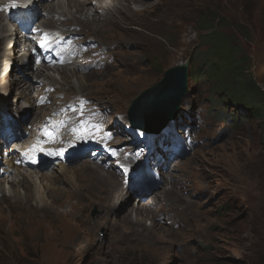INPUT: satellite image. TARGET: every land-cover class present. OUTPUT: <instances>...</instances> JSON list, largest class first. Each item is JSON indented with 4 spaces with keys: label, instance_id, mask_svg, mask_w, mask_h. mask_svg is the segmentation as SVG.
Masks as SVG:
<instances>
[{
    "label": "rangeland",
    "instance_id": "obj_1",
    "mask_svg": "<svg viewBox=\"0 0 264 264\" xmlns=\"http://www.w3.org/2000/svg\"><path fill=\"white\" fill-rule=\"evenodd\" d=\"M40 1L33 26L49 18L50 27H57L51 30L62 27L63 36L79 28L85 38L99 42L97 49L106 56H98L94 67L86 69L89 74L82 84L76 80L80 73L63 78L54 70L47 71L50 80L38 79L25 70L24 51L19 53L8 20L0 17V22L7 21L5 31L0 23V70L4 71L0 72V116L4 117L0 126L8 117L14 120L6 146L16 145L9 138L19 136V122L29 134L31 122L52 107L51 101L46 103L42 115L38 110L43 107L32 106L37 93L32 85L25 91L29 100L16 102L21 89L16 86L32 79L34 84H55L56 91L67 97L81 93L110 113L105 130H115V141L110 143L115 149L108 170L117 187L103 184L97 172L79 178L81 174L42 169L35 176L32 172L37 171L18 167L19 174L15 170L0 174V197L4 195L0 198V264H264V112L252 117L243 108L207 104L206 86L188 77L169 133L164 128L157 137L148 134L137 139L125 128L133 99L159 81L167 68L189 58L196 35L188 24V0H86L79 1L80 11L71 6L65 16L52 13V18L42 6L54 0ZM245 3L243 13H248V22L258 32L249 38H254L248 43L250 71L264 93V0ZM4 11L10 12V7ZM57 121L50 123L51 131ZM126 151L150 158L155 166L136 158L141 163L138 172L145 179L157 168L164 172L160 181L145 180L144 186L125 189L138 182L127 173L119 174L117 166L123 161L118 156ZM84 159L62 164L71 169L81 162L96 165ZM136 165L129 163V168L135 171ZM20 175H31L35 186L31 178L24 179L19 192L26 190L27 197L12 201L7 198L9 183ZM135 214L140 224L130 222L128 217Z\"/></svg>",
    "mask_w": 264,
    "mask_h": 264
},
{
    "label": "bare ground",
    "instance_id": "obj_2",
    "mask_svg": "<svg viewBox=\"0 0 264 264\" xmlns=\"http://www.w3.org/2000/svg\"><path fill=\"white\" fill-rule=\"evenodd\" d=\"M2 1L6 3L5 6L10 7V5H7L8 0H0V2H2ZM79 1H86V0H65L64 2L68 6L65 8L63 6L65 4L61 0H54V2L51 5H43L42 8L46 14H50L49 15L50 17L53 15L52 13L58 14L60 17V16H65V13L69 12L71 6H73L75 8V11H77L79 9L78 8V5L80 4ZM34 3H35V10L33 11L34 15L31 16L30 21H33V20L35 21V17L39 14V11H38L39 7H40V5H42L40 0H38L37 2H34ZM90 7H91V3H89L88 9H90ZM99 8H101V7H99ZM13 10L14 9L10 7V12L13 13L14 12ZM78 11H80V10H78ZM91 11H95V9H93V7H92ZM10 12H6V11H4V8H2V9H0V15H1L0 17L4 18L6 20H10L14 16V14H11ZM99 16H100V14H99ZM87 18H89L88 15H87ZM90 18L95 19L96 17L91 16ZM45 21L49 25L53 24V22L48 20V19ZM6 22L7 21L0 22L1 28L3 31H5V27L7 26ZM43 23H44V21H42V22L38 21L37 26L40 27V26H42ZM71 23H73V22H71ZM73 25H74V23H73ZM49 28L50 29H57V27L56 28L55 27H49ZM81 29H83V28H81ZM70 31H71L70 35L73 38L71 41V46H73V49L71 52L74 56L71 61L74 63V65L72 64V65H68V66H64V67H60V68H53V69L45 68V71L39 70L38 67L33 69V64H31V60H30L31 56L30 55L27 56V53H29V51H24V53L21 55V58H26V60L24 61L25 62L24 66H26L28 68L25 67V70H30V72L34 75V77H36L38 79L44 77L43 80L49 79L47 77V75H48L47 73H49L47 71H49V70L57 71L58 73H60L63 76V78L64 77L67 78V75L70 76L71 74L75 75V73H80V74H78L79 76L77 77L76 80H77L78 84H82L84 82L85 78L87 79L89 73L87 74L85 71L81 72V70L78 71L75 68L77 66V61L80 58L81 54L90 56V58H91L90 62L94 65V63H96V61H97L96 59L98 58V56L102 55V57L104 59L106 56V53H102V52H100L99 49H97V47L99 45L98 41H96L95 39H91V38H85V35L81 31H79V28H71ZM114 43H112V44H114ZM78 48H79V50H77ZM117 48H119V47H117ZM16 53L17 52L13 51L14 57H15ZM24 66H22V67H24ZM110 68H111V66H110ZM1 71L4 72L3 70H0V72ZM5 78H6V76H5ZM34 82L32 79H28L26 82H23L22 86L18 85L17 83H14V84L18 85L16 87H19V88L21 87L20 91L16 94V98H17L16 102L18 100V103H19V101L20 100L22 101L23 99L29 100V99H27L26 92L30 89L31 85ZM53 82H54V80H53ZM46 84L53 85L50 82L49 83L46 82L44 85H46ZM24 85H26L25 89H24ZM41 87L43 88L45 86H41ZM56 90H57V87H55L52 91L49 92L48 99L52 98L53 95H58L60 93V92H58L59 90L58 91H56ZM60 91H61V88H60ZM55 92H57V93H55ZM39 93H40V90L37 91L36 94H39ZM80 94H76V96H71V97L70 96L67 97V95L63 92H61V94H59L60 95L59 97L61 99L60 104L64 105L68 109V113H67L68 116L67 117H60L56 123H53L54 129L52 131H50V133H48L47 135H43V134L34 135V133H33L31 135V137L34 136L35 140L43 142V144H45L46 148H41L39 146H36L38 148H36V149H34V151L30 152L31 158H26L25 160L18 159L19 162H21L23 165L27 166L32 161H35L36 163H42V162L50 160V161H52L51 165H53L54 161H56V160L63 161V159L67 158L69 155H71L77 151H82V152L85 151V149L87 147L86 144H91L92 146H95L96 144H98L100 142H104L106 146H108L110 144V142L113 140V137L109 136L105 130L107 120H108V118H110V113L107 112L105 114V109L101 105H97V104L92 105L90 102H89V105L80 103L79 98H77V96L89 100L88 98L84 97V95L81 96ZM31 96H30V99H31ZM34 101H35V99H34ZM33 105H35V102H33L32 106ZM99 106L102 108V109H100L101 111L99 110ZM88 109H91V112H87ZM38 111L39 112L43 111L42 112V115H43V114H45L46 108L43 107L42 110L39 109ZM71 113L77 114L78 120L70 121V114ZM36 118H35V121L37 120ZM0 120H4V119H1V117H0ZM32 121H33V119H32ZM19 126H20V122L18 123V131L16 132V135H19V133H20ZM55 128L57 130L61 129V131L57 132L55 130ZM39 129H40L39 127L35 126V127H33V129L30 132H32L33 130L37 131ZM142 131H144V130H142ZM92 133H94L95 136H92L91 135ZM48 135H49V138H47ZM15 142L13 143V145H15ZM24 145L25 146L27 145L26 141L24 142ZM34 145H36V144H31V145H29V147L33 148ZM70 145H71V147H70ZM49 147L55 148V151L52 152V151L48 150ZM67 147H70V149L67 150ZM61 149H64L65 152L60 151ZM36 158H40V159L36 160ZM84 160H90V159L85 158ZM91 162H93L96 165H99L94 160H91ZM62 163L63 162H60L59 164L56 165V168H52L53 170L50 171V173L56 172V173H62V174H66V175H68L70 173L72 176H75L77 174H81L80 176H82V177H79V178H84L88 173H94V172L96 173L97 172L99 175L98 178L103 184H105V185L108 184V185H110V187H117V183L114 180H112L113 175H112L111 171L108 170V168H109V166L107 165L108 162H105L104 165H99L100 167H102V169H100L99 166L90 165L88 162L87 163H85V162L78 163V165H76L72 169L67 167V166H64ZM65 163H69V162H65ZM50 166H46V167L48 168ZM1 169L3 170L4 173H7L8 171L10 172L12 170H15L16 174L20 173L19 168L17 166H15L12 163V161H9L8 163H6V165L1 167ZM32 173H34L35 176H37L38 173H40V172H32ZM163 174H164L163 171H161V170L159 171L156 168V169L152 170L151 172H149L145 175V180H157V179H159V181H160V179L162 177L161 175H163ZM18 178H19V180L12 179V180H10V183H9L10 186H9L8 190L10 189V191H9L10 194L7 196V198L12 200V201H19V200L23 201L27 197V194L25 192L26 190H24L22 193H20L19 188H20V186H23V184H22V183H24L23 180L31 178V175H23V176L20 175V177H18ZM115 179H117V178L115 177ZM111 180H112V182H111ZM31 182L33 183V187H34L35 186L34 185L35 180L31 178ZM124 182H125V177H123L121 184H123ZM159 184L163 185V182H160ZM1 187H2V185L0 183V188ZM23 188L24 187H22V189ZM2 192H3V189H2ZM0 193H1V190H0ZM3 197H4V195L0 198H3ZM39 200H41V197L39 198ZM128 218H129L130 222H132V223H137V224L141 223V219H138L137 214H135L134 218H132L131 216Z\"/></svg>",
    "mask_w": 264,
    "mask_h": 264
},
{
    "label": "trees",
    "instance_id": "obj_3",
    "mask_svg": "<svg viewBox=\"0 0 264 264\" xmlns=\"http://www.w3.org/2000/svg\"><path fill=\"white\" fill-rule=\"evenodd\" d=\"M246 6L245 0L187 1L185 9L191 14L188 24L196 35L187 77L206 86L207 104L217 102L224 107L243 108L253 117L263 115L264 93L250 71L248 43L258 32L248 22V13H243ZM228 117L236 121L233 114Z\"/></svg>",
    "mask_w": 264,
    "mask_h": 264
},
{
    "label": "water",
    "instance_id": "obj_4",
    "mask_svg": "<svg viewBox=\"0 0 264 264\" xmlns=\"http://www.w3.org/2000/svg\"><path fill=\"white\" fill-rule=\"evenodd\" d=\"M188 62L189 58L167 68L159 81L133 99L127 117L134 127L156 135L175 118L186 92Z\"/></svg>",
    "mask_w": 264,
    "mask_h": 264
},
{
    "label": "clouds",
    "instance_id": "obj_5",
    "mask_svg": "<svg viewBox=\"0 0 264 264\" xmlns=\"http://www.w3.org/2000/svg\"><path fill=\"white\" fill-rule=\"evenodd\" d=\"M187 78H188V77H187ZM127 118H128V117H127ZM170 121H172V120H170ZM167 124H168V123H167ZM167 124H166V125H167ZM145 132H146V131H145ZM147 133H148V132H147ZM148 134H150V133H148ZM71 163H73V162H71ZM115 172H116V171H115ZM116 173H118V172H116ZM144 185H146V181H145V179H142V178H141V179H139L138 182L134 185V187H135V186H136V187H137V186H138V187H141V186H144ZM124 188L127 189V190H128V189H129V190H132V189H133V188H129V187H126V186H125Z\"/></svg>",
    "mask_w": 264,
    "mask_h": 264
}]
</instances>
